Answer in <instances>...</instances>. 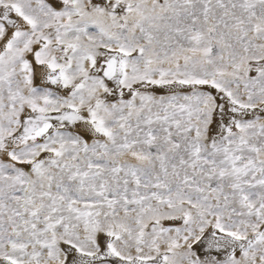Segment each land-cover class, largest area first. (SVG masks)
<instances>
[{
  "label": "rangeland",
  "instance_id": "rangeland-1",
  "mask_svg": "<svg viewBox=\"0 0 264 264\" xmlns=\"http://www.w3.org/2000/svg\"><path fill=\"white\" fill-rule=\"evenodd\" d=\"M0 42V261L264 264V0H0Z\"/></svg>",
  "mask_w": 264,
  "mask_h": 264
},
{
  "label": "bare ground",
  "instance_id": "bare-ground-1",
  "mask_svg": "<svg viewBox=\"0 0 264 264\" xmlns=\"http://www.w3.org/2000/svg\"><path fill=\"white\" fill-rule=\"evenodd\" d=\"M22 18H19V20H21ZM7 32V31H6ZM1 43V42H0ZM6 46V45H5ZM9 47V46H8ZM8 47H6V54L7 53H9V50H8ZM3 49V48H2ZM37 58H38V56H37ZM41 61H42V59H40ZM58 60V59H57ZM37 61V60H36ZM52 61H54V60H52ZM38 64V63H37ZM41 64V63H40ZM48 64H51V63H48ZM58 64V63H57ZM54 65H55V63H54ZM51 66V65H50ZM39 68H43V66H38V65H36V64H34L33 65V72L35 73V71H39ZM56 68V67H55ZM53 69V68H52ZM41 71H42V69H40ZM58 70H59V68H58ZM55 71V70H54ZM45 72V71H44ZM59 72V71H58ZM38 74V73H37ZM62 73H61V71H60V73L58 74V73H55V72H53V73H51V74H47L46 76H44L43 74H40L39 76H38V79L36 78L35 79V77H34V79H32L31 78V82H32V80L33 81H36V80H40V81H42L43 83H45V84H48V85H51L52 86V88L54 89V90H57L59 93H63L64 92V80H63V78H62V75H61ZM36 113V112H35ZM47 115H45V117H46ZM60 117H62V118H64V115H62V116H60ZM36 118V117H35ZM38 118V117H37ZM41 119V124H43V118L41 117L40 118ZM30 120H33V118H30V119H27L26 120V122H27V124H31L30 125V128L33 126V124L35 123V121L33 122V123H31L30 122ZM91 120V119H90ZM29 126V125H28ZM213 237H215V234H214V236ZM212 237V238H213ZM225 237V236H224ZM211 237H209V239H212ZM218 241L217 240V238H214V239H212V241H211V244H217V242L216 241ZM214 250H218V249H213L212 250V252H213V254H217V253H215L214 252ZM219 251V250H218ZM220 253L222 252L221 250L219 251ZM0 264H12L10 261H8V260H4V261H0Z\"/></svg>",
  "mask_w": 264,
  "mask_h": 264
}]
</instances>
